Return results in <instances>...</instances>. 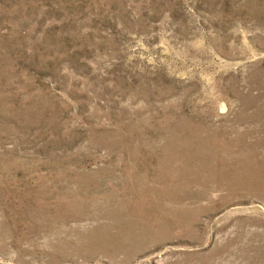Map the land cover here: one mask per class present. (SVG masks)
<instances>
[{"label":"rangeland","instance_id":"374dc122","mask_svg":"<svg viewBox=\"0 0 264 264\" xmlns=\"http://www.w3.org/2000/svg\"><path fill=\"white\" fill-rule=\"evenodd\" d=\"M0 264H264V0H0Z\"/></svg>","mask_w":264,"mask_h":264}]
</instances>
